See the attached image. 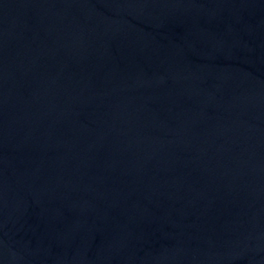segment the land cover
<instances>
[{"label":"water","instance_id":"1","mask_svg":"<svg viewBox=\"0 0 264 264\" xmlns=\"http://www.w3.org/2000/svg\"><path fill=\"white\" fill-rule=\"evenodd\" d=\"M0 264H264V0H0Z\"/></svg>","mask_w":264,"mask_h":264}]
</instances>
